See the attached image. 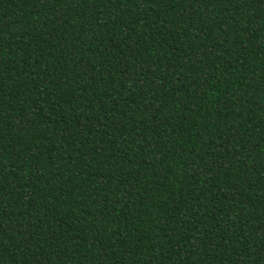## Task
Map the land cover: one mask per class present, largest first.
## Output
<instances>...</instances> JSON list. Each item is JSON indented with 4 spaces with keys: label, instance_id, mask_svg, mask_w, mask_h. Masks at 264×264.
Returning <instances> with one entry per match:
<instances>
[{
    "label": "trees",
    "instance_id": "obj_1",
    "mask_svg": "<svg viewBox=\"0 0 264 264\" xmlns=\"http://www.w3.org/2000/svg\"><path fill=\"white\" fill-rule=\"evenodd\" d=\"M0 264H264V0H0Z\"/></svg>",
    "mask_w": 264,
    "mask_h": 264
}]
</instances>
